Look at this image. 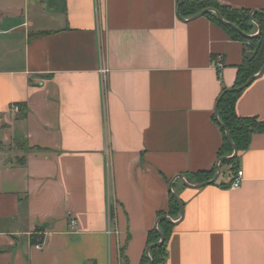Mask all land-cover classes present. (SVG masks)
Wrapping results in <instances>:
<instances>
[{
  "label": "crops",
  "instance_id": "obj_1",
  "mask_svg": "<svg viewBox=\"0 0 264 264\" xmlns=\"http://www.w3.org/2000/svg\"><path fill=\"white\" fill-rule=\"evenodd\" d=\"M180 1L0 0V264H141L163 216L164 264H264V132L191 187L233 154L215 108L256 51ZM238 93L264 122V73Z\"/></svg>",
  "mask_w": 264,
  "mask_h": 264
},
{
  "label": "trees",
  "instance_id": "obj_2",
  "mask_svg": "<svg viewBox=\"0 0 264 264\" xmlns=\"http://www.w3.org/2000/svg\"><path fill=\"white\" fill-rule=\"evenodd\" d=\"M204 9L217 11L223 20L234 25L241 33L244 34L248 33L252 29V20H255L260 27V32L256 38L247 39L230 26L221 23L211 12L206 14L223 28L228 30L234 37L248 42L250 47L256 51L255 57L246 60L244 65L239 68L234 88L242 87L249 78L256 75L260 71L264 63V10L262 13H255L252 17H250V12L221 6L214 0H186L180 6L179 14L181 16L189 17L198 14ZM225 91L221 93L217 100L218 118L228 131L231 141L237 148V151L242 152L248 148L252 135L264 132V122L258 121L257 118H239L235 114L234 110L235 101L239 93H225ZM220 130L223 133V150L232 152V148L226 139L225 130L221 127ZM222 155L223 153L219 154V159ZM236 159L237 157L232 160L223 161L221 162V165L233 163ZM214 174L215 170L210 173L199 175V177L202 181H209L213 178ZM170 204L172 210L178 211L179 207L173 197H171ZM159 225V231L163 234L165 240L161 245L149 251L152 264H164L166 258V241L172 228L171 224L166 220L159 221ZM158 241L159 237L157 232L155 230L151 231L149 233L147 247ZM39 242L41 241H38V243ZM32 243L35 244L37 241L33 239ZM123 264L126 263L124 262ZM141 264H148L146 251L143 254Z\"/></svg>",
  "mask_w": 264,
  "mask_h": 264
},
{
  "label": "water",
  "instance_id": "obj_3",
  "mask_svg": "<svg viewBox=\"0 0 264 264\" xmlns=\"http://www.w3.org/2000/svg\"><path fill=\"white\" fill-rule=\"evenodd\" d=\"M185 1H186V0H181V1L179 2V5H178V11H179V8H180V6L182 5V3L185 2ZM209 12L213 13L221 23L230 26L231 28H233L234 30H236L239 34H241L243 37H245V38H247V39H253V38H256V37L258 36L259 32H260V27H259L258 23L255 22V20H252L253 25H255V26L257 27V30H258L257 34H256V35H246V34H244V33H241V32H240V31H239L234 25H232V24H230V23H227L225 20H223V18L221 17V15H220L217 11L212 10V9H204V10H202L201 12H199L198 14H196L195 16H193L191 19H192V20H193V19H196V18H198V17H200V16L206 15V14L209 13ZM255 13H261V12H254V13H251L250 17H252L253 14H255ZM251 19H252V18H251ZM254 54H255L254 52H251V53H250L251 56H254ZM263 73H264V63H263L262 68L260 69V71H259L256 75H254V76H252L251 78H249L248 81L245 83V85H243L242 87H239V88L226 90L225 93H236V92H241V91L244 90L247 86H249V85L252 83L253 80H255L257 77L261 76ZM225 93H224V94H225ZM217 106H218V103L216 104V108H215V119H216V122L218 123V125H219L221 128H223V129L225 130L226 139H227L228 144L231 146V148H232V150H233V154H232L230 157H221V158L219 159V161H218V163H217V167H216L215 174H214L213 178H212L210 181L205 182V183L200 184V185L191 186V187H193V188H201V187H204V186H206V185L213 184V183L217 180V178H218V176H219V171H220V169H219V164H220L221 162H223V161L234 159V158L236 157V155H237V152H238V151H237V148L235 147V145H234V144L232 143V141H231V138H230V135H229L228 131L225 129V127L223 126V124L220 122V120H219V118H218V114H217ZM179 178H180L181 180H183L182 177H179ZM173 182H174V181H172V182L169 184V191H170L171 193H172V185H173ZM186 185H187V184H186ZM188 186H189V185H188ZM172 196H173L175 202L177 203V205H178V207H179V210H180V218H182V216H183V207H182V204L180 203V201L178 200V198L176 197V195H175L174 193H172ZM160 220H167L168 222L171 223V219H170L169 217H167V216H163V217H161ZM157 226H158V223L156 224L155 231H156L157 234H158L159 241L156 242V243H153V244L149 245V246L146 248V255H147L148 264H152V259H151L150 255H149V251H150L151 249H153V248L158 247L159 245H161V244L164 242V240H165L163 234L158 230V227H157Z\"/></svg>",
  "mask_w": 264,
  "mask_h": 264
},
{
  "label": "built area",
  "instance_id": "obj_4",
  "mask_svg": "<svg viewBox=\"0 0 264 264\" xmlns=\"http://www.w3.org/2000/svg\"><path fill=\"white\" fill-rule=\"evenodd\" d=\"M101 63H102V60H101ZM215 67H216L217 69H221L222 64L218 61V62L216 63V65H215ZM106 73H107V69H106L105 66L102 64V65H101V68L99 69V74H100V76H101V83H102V86L105 85V76H106ZM13 111H14L15 113H19V112H20V110H19L18 107H14ZM242 177H243V173H242V171H237L236 174L234 175L232 181L230 182L228 188H229L230 190H236V189H238V188L240 187V185H241ZM70 225H71V227H73V226L75 225V221L71 219V221H70Z\"/></svg>",
  "mask_w": 264,
  "mask_h": 264
}]
</instances>
